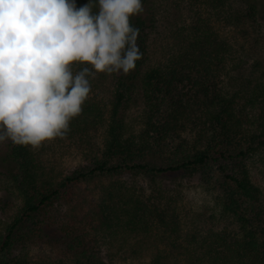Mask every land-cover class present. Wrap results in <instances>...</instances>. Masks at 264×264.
Instances as JSON below:
<instances>
[{"label":"trees","instance_id":"1","mask_svg":"<svg viewBox=\"0 0 264 264\" xmlns=\"http://www.w3.org/2000/svg\"><path fill=\"white\" fill-rule=\"evenodd\" d=\"M87 3L76 0L77 7ZM188 3L197 16L155 64L149 63L158 14L153 1L143 0L144 11L131 18L142 58L129 74H111L106 136L89 164L46 180L34 149L0 145V174L19 201L0 225V264H115L102 247L127 228L160 233L164 247L150 264H264V191L250 171L255 157L264 159V64L253 59L245 69L244 47L236 50L199 12L204 7L250 40V29L264 23V0ZM137 95L142 123L130 132L127 111ZM103 116L87 99L66 136L88 135ZM191 177L213 202L203 227L183 226L173 208L171 187ZM139 178L154 185L149 195L135 185ZM105 179L111 186L82 217L63 212L83 183Z\"/></svg>","mask_w":264,"mask_h":264},{"label":"clouds","instance_id":"2","mask_svg":"<svg viewBox=\"0 0 264 264\" xmlns=\"http://www.w3.org/2000/svg\"><path fill=\"white\" fill-rule=\"evenodd\" d=\"M143 11V0H0V145L65 137L97 74L135 70Z\"/></svg>","mask_w":264,"mask_h":264},{"label":"rangeland","instance_id":"3","mask_svg":"<svg viewBox=\"0 0 264 264\" xmlns=\"http://www.w3.org/2000/svg\"><path fill=\"white\" fill-rule=\"evenodd\" d=\"M151 1H153L155 11L158 13L156 32L152 35L149 46V63L155 64L162 61L164 55L170 51V46H175L174 44L179 40L180 28L194 21L197 16V9L191 6L188 0ZM199 12L204 17L212 18L211 21L215 28L227 38L230 37L236 50H241V47H244V52L249 55L245 57V60L248 61L244 64L245 69L249 63H252L253 59H258L264 64V23L262 26L256 25L255 29L247 27L251 30V35L250 40H246L243 39L240 28L226 26L219 16L213 13L210 15V11L205 10L204 7H200ZM251 41L258 44L252 45ZM111 96V75L97 74L91 80V92L88 100L100 107V111L104 115L101 120L102 123L97 124L96 128L89 131L86 136L55 138L44 142L38 149H34L40 159L44 179L58 181L70 174L75 168L89 164L101 154L106 136L105 119ZM142 107V100L137 95L127 111L128 131H139L142 123ZM255 159L254 164L250 165L251 176L264 191V159L261 157H255ZM123 179L127 185L132 183L129 176L123 177ZM167 182L165 181L166 184ZM110 183L107 179L102 180V182L97 180L88 184L83 183L80 189L76 190L74 200L69 204L65 202L62 204L63 212L76 213L82 217L101 199L105 186H111ZM135 185L146 187L148 189L145 192L146 195H149V191L154 188V185L145 178L137 179ZM171 188L176 189L173 195L175 199L173 208L179 214L182 225L184 226V223L188 222L189 228L203 227L201 219L212 212L213 202L207 191L199 186L198 178L184 179L180 186L177 184ZM18 203L17 194L10 182L0 174V225L8 220ZM128 229L119 231L112 239L110 238V243L103 244V253L110 255L115 264H150L152 254L164 247L161 244L160 233H155L154 230L143 232L141 230L129 231ZM182 233L184 232L182 231Z\"/></svg>","mask_w":264,"mask_h":264}]
</instances>
